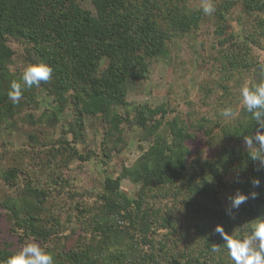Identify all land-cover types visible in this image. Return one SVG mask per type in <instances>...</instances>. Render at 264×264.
Segmentation results:
<instances>
[{
    "label": "trees",
    "instance_id": "1",
    "mask_svg": "<svg viewBox=\"0 0 264 264\" xmlns=\"http://www.w3.org/2000/svg\"><path fill=\"white\" fill-rule=\"evenodd\" d=\"M90 1L92 8H85L83 0H0V133L17 130L25 109H40L43 91L54 107L36 120L27 115L26 122L56 127L66 111L71 117L59 146L47 151L48 157L52 151L53 158L60 152L68 157L52 165L40 163L46 186L39 179L21 186L23 169L0 167L1 182L14 190L0 195V209L10 224L9 239L0 238V264L20 251L12 241L29 240L50 253L54 264H234L215 227L223 225L229 234L247 232L253 220L264 216V162L252 159L244 143L258 129L251 115L243 105L234 110L235 118L216 121L182 115L164 104L135 107L134 120L120 112L130 106L132 87L149 78L152 62L168 56L177 38L196 33L209 15L187 0ZM238 5L252 22L243 40L233 27ZM214 9L217 48L212 63L224 74L222 80L230 82L234 74L250 76L249 86L264 80V64L253 53V45L262 48L264 43V0H222ZM19 50L25 66L44 62L53 72L40 87H25L20 103L13 104L7 95L10 84L25 68L12 69ZM219 87L223 98L231 96L229 84ZM88 118H98L105 127L102 153L79 150ZM124 125L148 144L134 165L116 178L107 176L93 206L78 200L69 212L48 207V198L69 181L67 161L105 162L126 149ZM198 134L210 144L220 139V154L211 160L191 159L190 143ZM36 142L33 156L38 154ZM230 174H235L232 182ZM257 178L260 186L253 187ZM124 179L138 186L132 197L123 190ZM227 191L232 193L227 196ZM237 192L258 196L229 214V197ZM214 244L220 252L211 251Z\"/></svg>",
    "mask_w": 264,
    "mask_h": 264
},
{
    "label": "rangeland",
    "instance_id": "2",
    "mask_svg": "<svg viewBox=\"0 0 264 264\" xmlns=\"http://www.w3.org/2000/svg\"><path fill=\"white\" fill-rule=\"evenodd\" d=\"M187 1L193 7H203L205 3V0ZM220 1L222 0H209L213 6ZM82 5L85 8H92L90 0H83ZM212 18L214 19L213 12L209 15L208 21L202 24L196 33L177 38L170 45L168 56L152 62L149 78L136 83L132 87L128 96L130 106L120 109L124 116H131V120H134L135 107L143 104H150L153 107L164 104L182 115L189 114L193 115L194 118L205 116L213 120L221 117L220 112L225 107H232L233 110L238 107L241 109L243 104L241 103L240 89L246 83L249 85L252 79L250 76L242 79L243 77L240 75L234 74L229 80L230 82L222 80L224 74L212 63V57L216 54L217 48L213 36L214 20ZM251 26V20L244 15L240 5H238L233 10V27L236 35L243 40ZM262 45V48L253 45V53L264 64V43ZM25 63L24 55L19 50L15 63L12 65L13 71L22 69L25 67ZM221 83L229 84V88H231L234 95L229 93L231 96L223 98V90L219 87ZM209 89L212 90L211 93H208ZM38 96L40 109L38 107L36 109H25L21 117L17 118L19 127L17 130L0 133V167L5 169L15 165L23 169L25 174L20 178L21 186H24L31 179H39L46 186L47 184L44 181L46 171L40 169V163L51 161L52 165L54 161L60 162L61 159L68 157L67 153L60 152L61 154L59 153L56 158H53L51 154L54 151H52L50 153L52 158H50L47 151L59 146L58 141L65 137L64 131L68 129L71 122L69 110L62 115L61 122L56 127L34 124L30 121L26 122L24 119V117L27 118V115L31 114L33 119L36 120L44 109L51 110L54 107L53 98L47 95V92H40ZM86 122V138L84 142L79 144V150L82 153H87L90 150L102 153L105 129L103 123L98 118H88ZM124 128V139L127 140V146L121 154L113 155L110 160L105 162L101 158H94L90 162L80 165L77 162L67 161L70 165L69 170L66 171V177L69 181L66 185L59 186L55 194L48 198L46 203L48 207L69 212L75 208L78 200L83 204L93 206L96 204L105 178L107 176L116 178L121 174L124 167L134 165L142 152L148 148V144L139 141L138 131L131 130L127 125H124ZM214 129L216 135L218 134L220 138L219 129L217 127ZM31 135L35 139H31ZM36 139L35 144L37 147L34 146V148L38 154L33 156L31 153V150H33L32 144ZM219 140H213L210 144L211 141L208 137L198 134L197 139L190 143L191 159L197 156H201L204 160L214 159L215 154L218 152L220 154L223 150ZM5 149H7V152L2 157L3 152L6 151ZM39 152L43 154L45 160H41ZM227 176V179L232 182L235 174ZM123 190L132 197L138 191V186L130 179H124ZM13 192L14 190L8 185L5 186L4 182L0 180V195ZM231 193L232 191H227L225 194L228 196ZM159 200L163 205L167 204L168 201L166 199ZM9 226L7 213L0 209V238L2 240L4 238L9 239ZM168 235L170 236V234ZM12 242L17 250H21L28 243H35L31 240Z\"/></svg>",
    "mask_w": 264,
    "mask_h": 264
},
{
    "label": "clouds",
    "instance_id": "3",
    "mask_svg": "<svg viewBox=\"0 0 264 264\" xmlns=\"http://www.w3.org/2000/svg\"><path fill=\"white\" fill-rule=\"evenodd\" d=\"M214 6L209 0L203 4V12L210 15L214 11ZM53 69L44 62L29 63L23 69L19 80H13L8 91V98L13 104H19L22 99L24 88L40 87L42 82L51 79ZM241 103L247 113L258 125L254 135L244 137V143L251 152V158L264 162V80L249 86L244 84L240 89ZM225 119L235 118L237 113L232 107H225L220 112ZM253 148L256 150L251 151ZM253 187L260 186V179L251 181ZM257 192L244 194L237 192L234 196L229 197L231 208L239 209L240 206L248 199H256ZM214 232L219 234L227 248L228 255L234 264H264V216L258 217L251 222L249 231L234 230L232 234L225 231L223 225L218 224ZM213 253L220 252L221 248L216 244L211 248ZM5 264H54L53 256L45 251L37 243H28L22 249L9 256Z\"/></svg>",
    "mask_w": 264,
    "mask_h": 264
}]
</instances>
